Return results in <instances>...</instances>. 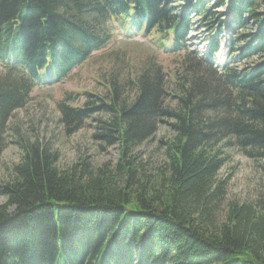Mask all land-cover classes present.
<instances>
[{
  "label": "trees",
  "instance_id": "trees-1",
  "mask_svg": "<svg viewBox=\"0 0 264 264\" xmlns=\"http://www.w3.org/2000/svg\"><path fill=\"white\" fill-rule=\"evenodd\" d=\"M165 1L0 0V156L13 111L35 86L62 81L104 48L113 25L153 32L161 49L183 52L175 80L154 63L139 68L132 99L110 80L99 107L58 105L67 124L96 108L107 116L103 138L119 150L112 170L84 161L60 170L47 148L20 143V161L0 184V264H264V203H231L224 222L214 221L222 150L264 160V0ZM220 7L233 32L248 29L235 38L238 58L256 59L246 67L214 68L215 38L207 61L186 50L190 16L210 29ZM160 126L171 133L164 162L147 168L131 150Z\"/></svg>",
  "mask_w": 264,
  "mask_h": 264
},
{
  "label": "rangeland",
  "instance_id": "rangeland-1",
  "mask_svg": "<svg viewBox=\"0 0 264 264\" xmlns=\"http://www.w3.org/2000/svg\"><path fill=\"white\" fill-rule=\"evenodd\" d=\"M165 2L168 7L179 4L174 0ZM214 3L212 0L210 7ZM212 12L215 19L210 29L203 27L199 16H190L192 29L185 39L186 50L189 53L202 52L204 48L209 51V41L217 39L219 48L210 62L219 72L227 65L242 68L256 61L238 58L236 48L241 44L235 38L247 33L248 29L237 28L233 32L232 21L227 15L224 16L225 7L213 9ZM109 34L111 39L104 48L93 52L62 81L34 87L26 104L13 111L7 123L5 146L0 156V184L11 179L12 168L20 161V143H38L47 148L56 157L55 166L60 170L71 168L81 161L91 169L106 164L112 170L119 150L117 145H110L103 138L100 125L107 120V116L96 108L97 111L85 114V119L67 124L62 120L58 105L66 99L64 105L74 109L99 107L100 100L109 102L111 93H108L107 84L110 80L121 99H132L135 84L129 81L138 75L139 68L142 69L147 62L154 63L171 81L175 80L174 73L178 71L177 64L183 52L162 51L153 32L145 36H124L113 25ZM2 69L0 66V75ZM170 137V131L160 126L146 142L131 150L130 157H136L137 162L147 168H159L165 158L163 145ZM222 151L228 158L217 177L224 182L225 193L221 202L217 203L215 224L224 222L231 203L251 206L256 210L263 209L264 203V160L248 158L233 146ZM4 201L0 197V204ZM123 260L126 261L120 258V263Z\"/></svg>",
  "mask_w": 264,
  "mask_h": 264
}]
</instances>
